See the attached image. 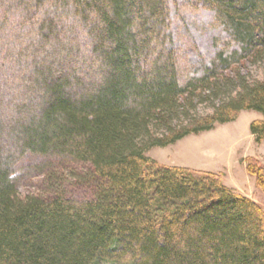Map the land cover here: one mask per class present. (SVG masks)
Segmentation results:
<instances>
[{"label": "trees", "instance_id": "obj_1", "mask_svg": "<svg viewBox=\"0 0 264 264\" xmlns=\"http://www.w3.org/2000/svg\"><path fill=\"white\" fill-rule=\"evenodd\" d=\"M263 60L264 0H0V264H264L254 202L147 156L243 111L262 142ZM29 156L93 197L22 195Z\"/></svg>", "mask_w": 264, "mask_h": 264}, {"label": "rangeland", "instance_id": "obj_2", "mask_svg": "<svg viewBox=\"0 0 264 264\" xmlns=\"http://www.w3.org/2000/svg\"><path fill=\"white\" fill-rule=\"evenodd\" d=\"M192 18V17H191ZM247 72L253 80L264 79V60L258 64H249ZM261 114L254 111L241 112L234 122L217 125L213 130L199 135H191L174 145L165 148H154L147 152L157 165L161 167H178L194 173H212L221 182L239 196L254 202L264 214V183L260 178L249 172V167L264 173V140L260 143L251 134L250 125L255 121H262ZM6 142L1 146H6ZM9 144V143H8ZM57 157L51 160L29 156L20 167L41 166L43 161H49L57 175V182L48 185L44 176L25 177L19 179V191L22 195H43L52 197L62 194L69 199L86 200L93 197L91 185L82 182L76 175L87 174L88 167L74 164V174L62 165ZM72 163V162H71ZM91 184V183H90Z\"/></svg>", "mask_w": 264, "mask_h": 264}]
</instances>
